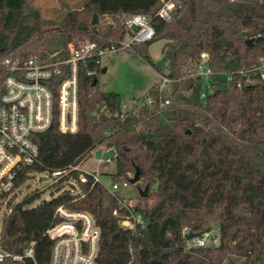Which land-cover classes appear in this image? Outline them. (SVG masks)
Listing matches in <instances>:
<instances>
[{
    "label": "trees",
    "instance_id": "trees-1",
    "mask_svg": "<svg viewBox=\"0 0 264 264\" xmlns=\"http://www.w3.org/2000/svg\"><path fill=\"white\" fill-rule=\"evenodd\" d=\"M160 3L81 0L79 8L67 4L59 25L52 27L63 35V55L69 43L94 41L102 47L125 39L131 31L122 18L144 14L154 36L128 49L172 83L168 92L158 91L157 84L150 89L146 98L151 97L152 104L144 99L133 110L122 111L120 95L98 87L101 65L95 58L81 61L76 132H60L55 112L51 126L33 136L38 163L20 173L21 182L27 172L65 168L88 159L98 148H113L110 180L134 173L137 166L136 184L148 185L147 195L141 197L144 205L136 206L148 218L141 236L119 225L112 215L118 201L101 184L76 181L68 186L65 177L48 200H40L42 192L35 189L3 213L4 250L21 252L35 241V262H46L52 246L46 232L61 220L55 210L62 205L93 216L100 231L98 264H264V80L253 71L264 58V0H184L180 14L170 22L155 15ZM94 14L98 20L108 15L114 23H92ZM52 23H44L28 0H0V99L7 74L2 59L41 57L42 26ZM159 39L164 40L163 66H156L147 52L149 43ZM246 39H252L251 44ZM201 52L208 54L211 70V91L204 98L203 77L192 75ZM90 70L96 74L88 75ZM247 77L253 82H245ZM53 92L57 101L55 87ZM184 227L193 236L216 227L218 242L188 246ZM0 264L34 261L7 258Z\"/></svg>",
    "mask_w": 264,
    "mask_h": 264
},
{
    "label": "built area",
    "instance_id": "built-area-1",
    "mask_svg": "<svg viewBox=\"0 0 264 264\" xmlns=\"http://www.w3.org/2000/svg\"><path fill=\"white\" fill-rule=\"evenodd\" d=\"M184 0H161L155 15L165 21L174 20L181 12ZM108 24L113 19L104 15ZM122 24L131 31L125 39L111 41L109 45L99 46L94 41H86L74 45H67V55L61 51L51 55V59L31 55L25 60L6 56L1 65L7 72L4 78V92L0 99V211L1 205H8L17 194V189L28 179L39 172L31 171L20 182L21 171L38 163V147L33 140L34 134L48 129L57 112L58 129L62 133H74L77 130V94L79 63L89 58H95L101 65V57L127 49L133 44L144 43L154 36V29L150 18L144 14H132L122 18ZM208 54L200 53V60L192 75L203 77V89L200 97L204 98L211 91L209 75L210 67L207 63ZM259 79L264 80V58L253 69ZM88 75H95L96 70H90ZM162 81L156 86L160 92L169 91L172 80L161 75ZM254 79L247 77L245 82L252 83ZM241 86V82L237 83ZM57 90V101L53 92ZM145 103H153L147 97ZM102 149V148H101ZM112 154L104 158H97L95 167L88 166V159H83L65 168L45 170L48 172L55 186L60 180L69 177L64 184H76V181L91 185L101 184L114 196L118 205L112 209V215L117 217L121 227L130 230L134 236H141L146 226L143 213L136 208V202L125 198L124 191L129 187L133 172L117 181L106 185L102 180V169H107L111 163L115 164L116 151L105 148ZM55 215L61 220L50 227L46 234L52 241L49 259L42 264H98L100 231L93 216L86 211L70 210L62 205L55 210ZM1 220V219H0ZM1 230V223H0ZM189 233L183 228L182 234ZM186 239V238H185ZM188 246H206L205 238L192 236L186 239ZM218 236L210 240V244H217ZM35 241L30 242L21 252L4 250L0 246V261L7 258L14 261L32 259L34 264Z\"/></svg>",
    "mask_w": 264,
    "mask_h": 264
},
{
    "label": "rangeland",
    "instance_id": "rangeland-1",
    "mask_svg": "<svg viewBox=\"0 0 264 264\" xmlns=\"http://www.w3.org/2000/svg\"><path fill=\"white\" fill-rule=\"evenodd\" d=\"M81 0H28V5L39 9L42 21H53L50 26L43 25V36L40 39L38 49L43 57L47 60L51 59V55L61 51L63 48V35L56 28L59 25L58 17L60 13L67 8V4L71 8H79ZM100 25L108 24L107 20L100 17L98 20ZM164 40H154L147 46V52L156 66H163L161 49ZM101 67L105 68V72H100L99 89L104 91H114L120 95L122 111H131L136 105L143 103L147 94L154 85H158L162 81L161 75L146 63L139 55L135 54L131 49H122L113 54L103 55L101 57ZM112 152L98 148L94 150L88 158V166L95 167L97 158L109 156ZM114 164L111 163L107 169H102L103 176L101 180L108 185L110 182V172H113ZM51 178L47 171L39 172L32 178L28 179L22 186L17 189V194L10 205L2 204L0 218L4 212L8 213L11 208L28 192L39 189L41 193L40 200H48L52 192L56 190L55 186H50ZM137 184H130L124 191L125 198H130L136 202V206H142L145 199L138 194ZM141 189L143 185L139 186ZM155 188V186H153ZM39 200V201H40ZM37 202V201H36ZM35 202V203H36ZM34 203V204H35ZM1 223V220H0ZM207 244L215 236H218V229L213 227L210 231L202 234Z\"/></svg>",
    "mask_w": 264,
    "mask_h": 264
},
{
    "label": "water",
    "instance_id": "water-1",
    "mask_svg": "<svg viewBox=\"0 0 264 264\" xmlns=\"http://www.w3.org/2000/svg\"><path fill=\"white\" fill-rule=\"evenodd\" d=\"M97 20H98L97 15L94 14L92 23H96ZM251 42H252V39H246L245 40V43H247V44H251ZM139 179H140V170L136 166L135 170H134V174H133L132 178H130V183L136 184L137 182H139ZM147 189H148V185H145L143 189H141L140 187H137L138 193L141 197H145L147 195ZM145 222H146V224L148 223V218H145ZM206 232H208V230ZM201 235H202V233H199V236H201ZM192 236H193V234L189 232L185 235V238L190 239ZM152 264H156V262H153Z\"/></svg>",
    "mask_w": 264,
    "mask_h": 264
},
{
    "label": "crops",
    "instance_id": "crops-1",
    "mask_svg": "<svg viewBox=\"0 0 264 264\" xmlns=\"http://www.w3.org/2000/svg\"><path fill=\"white\" fill-rule=\"evenodd\" d=\"M103 69V72H105V68H102Z\"/></svg>",
    "mask_w": 264,
    "mask_h": 264
}]
</instances>
